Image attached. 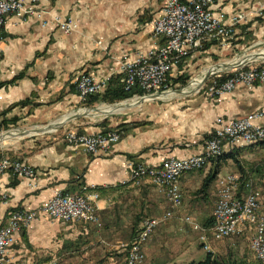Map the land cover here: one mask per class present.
Returning <instances> with one entry per match:
<instances>
[{"label": "crops", "instance_id": "obj_1", "mask_svg": "<svg viewBox=\"0 0 264 264\" xmlns=\"http://www.w3.org/2000/svg\"><path fill=\"white\" fill-rule=\"evenodd\" d=\"M25 4L33 5L39 16L9 15L0 41V124L8 127L46 123L82 109L75 89L81 74L100 78L114 73L112 78L118 77L120 82L117 70L121 56L133 57L157 42L152 36V21L161 13V0H25ZM211 9L225 16L245 12L249 20L237 25L228 43L212 41L185 59L183 70L198 56L226 60L264 42V0H214ZM68 16L77 20L78 28L65 34L52 19ZM109 86L90 97L91 105L106 103L102 97ZM185 100L176 108H187L170 119L161 107L162 118L140 119L141 113L135 117L126 112L123 117L120 113L104 118L80 117L61 126L60 132L79 134L118 130L119 141L107 151L85 154L80 147L67 144L62 135L31 137L7 148L8 153L31 165L37 177L32 183L10 172L0 173V226L11 210L36 209L55 191L77 193L83 185L96 186V212L101 222L100 226L62 222L40 213L17 234L16 244L8 251L12 261L122 264L124 244L138 231L142 220L160 219L168 210L172 217L158 224L142 246V264L193 260L197 245L202 249L206 245V253L220 255L226 239H215L209 231L217 200V177L239 173L243 180L252 179L261 195L260 210L264 211V145L248 142L235 149L225 145L219 157H228L182 174L179 207H173L148 179L138 184L128 181L130 165L144 162L158 166L168 156L201 154L204 140L219 117L233 119L262 111L256 123L264 126V86L239 84L220 96L202 92ZM215 169L217 176L206 181ZM240 193H245L243 186Z\"/></svg>", "mask_w": 264, "mask_h": 264}, {"label": "built area", "instance_id": "obj_2", "mask_svg": "<svg viewBox=\"0 0 264 264\" xmlns=\"http://www.w3.org/2000/svg\"><path fill=\"white\" fill-rule=\"evenodd\" d=\"M160 15L152 21V36L156 45L147 51H137L133 57L122 55L117 74L125 92L136 91L132 96L140 97L166 91L169 88V74L173 67L198 51L205 44L218 41L221 44L231 41L235 28L249 20L247 13L237 12L230 16L215 14L211 9L214 0H161ZM12 14L38 15L33 5H26L25 0H0V41L6 18ZM58 30L65 34L77 30L75 18L54 17ZM46 24V21L42 23ZM114 73L104 77H94L83 73L75 81L76 93L87 106L90 97L105 90ZM223 76L225 79L220 80ZM248 88L264 86V60L227 71L225 75L215 74L207 86L210 96H220L231 92L237 85ZM262 111L244 116L224 119L217 118L216 125L204 140L201 154L168 156L158 166L139 162L130 165L128 181L135 184L148 179L160 189L173 207L182 204V191L179 179L182 174L200 170L211 161L219 158V153L228 145L231 149L239 144H247L264 136V126L256 123ZM118 130H105L92 134H79L68 130L63 140L72 146L80 147L85 154L98 150H110L119 141ZM10 172L35 183V169L24 161L12 158H0V173ZM217 200L213 209V222L209 227L215 239H226L234 235L245 234L249 248L256 260L264 263V211L260 210V192L253 180H243L239 173H226L217 177ZM245 188L241 195L240 188ZM98 192L94 185H83L77 193L55 191L38 208L32 210L14 209L0 226V264H16L8 256L9 249L16 244V236L30 225L40 213L62 222H79L100 226L96 212ZM0 197V201H1ZM172 211H167L160 219L145 217L138 231L127 244H124L126 256L122 264H142L145 241L161 222L171 218ZM187 221L188 217L185 218ZM205 241V237H201ZM204 248H208L204 245Z\"/></svg>", "mask_w": 264, "mask_h": 264}, {"label": "rangeland", "instance_id": "obj_3", "mask_svg": "<svg viewBox=\"0 0 264 264\" xmlns=\"http://www.w3.org/2000/svg\"><path fill=\"white\" fill-rule=\"evenodd\" d=\"M261 49H264V42L261 45L260 44H254V46H252L250 49H248L245 52L248 53V52L254 51V53H255V52H260ZM243 53L242 52L237 53V55H235L233 58L226 59V60L225 59H218V58L203 60L201 56H200V58L198 56L197 59H194L190 62V65L187 66L185 68V70L182 69L183 64L177 65L176 69L173 68L171 73L169 74L168 80H169L170 85H169V88L167 90H176V89H181V88L184 89L185 87H188V84L190 83L191 80H196L197 78H199L203 74V71L206 68H208L210 66L217 65V64H219V62L221 63L223 61L234 60V59L238 58L239 56H241ZM254 53H250L247 55L245 54V57H243L242 60H244V59L251 60ZM263 55L264 54H262V56ZM248 56H250V57H248ZM250 63H255V62L252 61ZM227 71L229 72L231 70L223 69V70L214 72L200 85L199 89L195 92H191V93H187V94H175L173 92H168L164 95L165 98L163 100L143 102L140 105L120 110V112H117V111L103 112L102 110L100 111L98 109V107H100V106H108V104H111V103H97L95 105H88L86 107H93V108L97 107L96 108V111L98 110L97 113L92 112V117H96V118H104V117H108V116L116 115V114L119 115L118 113H120V115L123 117V115H124L123 113L130 112L131 116H135V117H139V114L141 113L140 119H145V118H149V117L155 118L156 115H159V117L162 118V114H161L160 109H161V107H163V109H165L167 111V116L170 119L172 116L175 117L178 113L183 111L182 109L185 110L187 108L186 105H184L180 109L176 108L179 104L185 103V101H186L185 99H187V97L194 95V94H198V93L200 94L202 92L207 93V86L209 85V82L214 77V75L215 74L225 75ZM136 98H138V97L132 96L130 98H127V99H124V100H121L118 102H124V101L130 102ZM114 103H117V102H114ZM112 112H116V113H112ZM107 113H112V114H108L106 116H103V114H107ZM93 114L95 116H93ZM53 121H56V120H53ZM53 121H50V122H53ZM50 122L38 123V124H22V123H19L18 125H10L7 129H0V137L4 136L5 134L10 133V132L14 133V131H16L17 129H31L34 127H42V126H45L46 124H48ZM61 129H62V127L60 126L58 128L49 130L45 133H39V134L29 136V137L24 136V137L18 138V137L13 136V137L8 138V140H6L7 138H0V158L6 157V158H12V159H19V160L23 161L21 158H19L18 156H16L12 152L8 153L7 148L11 147L13 144L19 143L23 139L25 140V139H29L31 137H45L46 138V137H53L55 135H62V139H63V135L65 132H60ZM7 130H10V131L5 132ZM263 141H264V138L249 141V142L251 144H257V143H262ZM221 153H222V151L219 153V155H221ZM209 227H210V225H209ZM247 236H248V234H247ZM229 238H231V239H229ZM229 238H226V240L224 241V244H222V246H220V248L222 249L220 255L213 253L216 257H218L219 259H223V260H226L227 258H231V259L243 261L246 263H249V262L255 263L256 262L254 256L251 253V250L249 248V242H248V239L246 238L245 234H238V235L231 236ZM193 250L195 252L193 260L199 261V260H203L205 258V255H206L205 249H202L197 245V246H195V248ZM186 262H189V261L184 260V263H186Z\"/></svg>", "mask_w": 264, "mask_h": 264}, {"label": "water", "instance_id": "obj_4", "mask_svg": "<svg viewBox=\"0 0 264 264\" xmlns=\"http://www.w3.org/2000/svg\"><path fill=\"white\" fill-rule=\"evenodd\" d=\"M250 53H254V51L248 52V53L245 52L242 55H244V54H250ZM259 59H264V56H259V57L255 58L253 60H246V59H244V60L240 61L239 63L234 64L232 66L226 64L225 63L226 61H223L221 63L224 65V68L223 69H225V70H232V69H235V68L242 67V66L246 65L247 63H250L252 61H256V60H259ZM223 69H220V70H223ZM220 70H218V71H220ZM216 71H213V72L207 71L203 75V78L201 80V84L210 75H212ZM182 90H183V88L176 89V90H166V91H163V92H160V93H156V94H149V95L140 96V97L136 98V102L135 103H133L131 105H128V106L124 107L123 109L131 108V107L140 105L143 102L163 100L165 98L164 95L166 93L170 92V91H172L175 94H184V92ZM119 103H121V102L111 103V104H108V106H114V105H117ZM96 108L97 107H95V108H93V107H83L82 109H80V110H78L76 112L70 113L69 115H65L64 117H62V118H60V119H58L56 121L50 122V123H48V124H46L45 126H42V127H34V128H31V129H17V132L14 134V137H18V138L19 137H24V136L29 137V136H33V135H36V134H39V133H45V132H47L49 130H52V129H55V128L60 127V126L64 125L65 123L69 122V121L78 119L80 117L91 116L92 115V112H95L96 111ZM117 112H120V111H117ZM112 113H116V112H112ZM112 113L103 114V116H106V115L112 114ZM93 116H95V115H93ZM8 131H10V130H7L5 132H8Z\"/></svg>", "mask_w": 264, "mask_h": 264}, {"label": "trees", "instance_id": "obj_5", "mask_svg": "<svg viewBox=\"0 0 264 264\" xmlns=\"http://www.w3.org/2000/svg\"><path fill=\"white\" fill-rule=\"evenodd\" d=\"M206 48V44L204 45L203 49ZM225 79V76H223L220 80ZM109 87L106 90V93L102 97L103 101L106 103H114L118 102L127 98L132 97V95L136 92L135 90L132 92H125L123 89L122 84L119 82L118 77L116 78H111L109 82ZM91 105V103L88 101L87 106ZM102 126H105V122H102ZM8 126L6 124H0V129H7ZM105 131V130H103ZM261 145H264V141L260 143ZM228 157L227 155H222L219 158H225ZM218 170L215 169L213 170L206 178V181H212L216 176H217ZM256 260V259H255ZM174 264H264L263 262L256 260V262H243V261H238L235 259L227 258L226 260L219 259L216 257L213 253L207 252L205 255V258L203 260L195 261L191 260L189 262H182V263H174Z\"/></svg>", "mask_w": 264, "mask_h": 264}, {"label": "bare ground", "instance_id": "obj_6", "mask_svg": "<svg viewBox=\"0 0 264 264\" xmlns=\"http://www.w3.org/2000/svg\"><path fill=\"white\" fill-rule=\"evenodd\" d=\"M262 54H264V49H261L260 52H255L253 54V57L251 58V60L259 57V56H262ZM247 55V54H246ZM264 56V55H263ZM245 57V54L244 55H241L239 56L238 58L234 59V60H230V61H226L225 63L228 64V65H234V64H237L239 63L240 61H242V58ZM250 57V56H248ZM241 59V60H240ZM247 60V59H246ZM224 68V65L222 63H219L217 65H214V66H210L208 68H206L204 71H203V74L197 78L196 80H191L190 83L188 84V87H185L182 91L184 92V94H187V93H191V92H195L199 89L200 85H201V80L203 78V75L207 72V71H218L220 69H223ZM172 92V91H170ZM136 102V99H133L132 101L130 102H127V101H124V102H121L117 105H114V106H100L98 107V109L103 112H108V111H120L122 110L124 107L128 106V105H131L133 103ZM98 111V110H97ZM97 111H95V113H97ZM16 131H14V133H16ZM14 133L10 132V133H7L5 134L4 136L0 137V138H7L6 140H8V138L10 137H13L14 136ZM264 136H261L260 138H256L255 140L257 139H263ZM10 140V139H9ZM4 142V141H3ZM255 142V141H254Z\"/></svg>", "mask_w": 264, "mask_h": 264}]
</instances>
